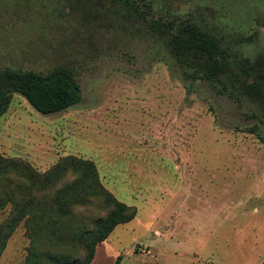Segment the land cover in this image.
<instances>
[{"label":"rangeland","instance_id":"374dc122","mask_svg":"<svg viewBox=\"0 0 264 264\" xmlns=\"http://www.w3.org/2000/svg\"><path fill=\"white\" fill-rule=\"evenodd\" d=\"M97 1L0 0V71L64 67L83 94L44 115L15 93L0 154L42 173L67 155L93 160L103 185L137 208L91 264H264L263 112L185 80L148 21ZM147 1L264 56V0ZM8 214L0 205V226ZM30 244L22 223L0 264H26Z\"/></svg>","mask_w":264,"mask_h":264},{"label":"trees","instance_id":"16d2710c","mask_svg":"<svg viewBox=\"0 0 264 264\" xmlns=\"http://www.w3.org/2000/svg\"><path fill=\"white\" fill-rule=\"evenodd\" d=\"M118 3L148 21L191 83L205 82L219 95L247 98L264 115V56L245 57L231 42L191 16L157 15L147 0H98ZM38 112L51 115L78 105L82 87L74 72L0 71V118L14 94ZM254 130V129H253ZM0 205L9 209L0 226V258L24 223L31 239L26 264H91L97 247L115 229L137 217V208L116 198L102 183L93 160L61 158L46 172L20 158L0 154ZM118 257L115 264H120Z\"/></svg>","mask_w":264,"mask_h":264},{"label":"crops","instance_id":"0c3cea01","mask_svg":"<svg viewBox=\"0 0 264 264\" xmlns=\"http://www.w3.org/2000/svg\"><path fill=\"white\" fill-rule=\"evenodd\" d=\"M244 257H246V255Z\"/></svg>","mask_w":264,"mask_h":264}]
</instances>
